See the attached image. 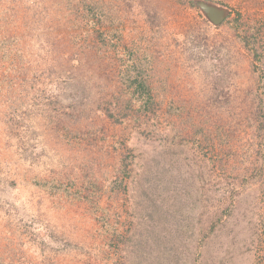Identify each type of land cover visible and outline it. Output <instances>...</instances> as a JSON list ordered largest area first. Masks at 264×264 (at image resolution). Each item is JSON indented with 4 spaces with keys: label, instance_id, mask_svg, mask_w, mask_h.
<instances>
[{
    "label": "rangeland",
    "instance_id": "rangeland-1",
    "mask_svg": "<svg viewBox=\"0 0 264 264\" xmlns=\"http://www.w3.org/2000/svg\"><path fill=\"white\" fill-rule=\"evenodd\" d=\"M207 1L229 10L217 27L192 0H0V264H264V0ZM128 52L159 104L148 123L111 112ZM154 152L178 165L176 221L135 248Z\"/></svg>",
    "mask_w": 264,
    "mask_h": 264
},
{
    "label": "trees",
    "instance_id": "trees-1",
    "mask_svg": "<svg viewBox=\"0 0 264 264\" xmlns=\"http://www.w3.org/2000/svg\"><path fill=\"white\" fill-rule=\"evenodd\" d=\"M90 26L93 28V32H91L92 37L95 38V41H99L102 44L105 43V38L109 35V30L107 28L101 27V25H97L94 23H90ZM241 33V32H240ZM4 41L8 39H3ZM240 40L244 43L245 47L248 49V51L253 55L254 58L257 60L260 58L259 53H257L256 49L252 47V43L249 42V37L246 35H243V37L240 38ZM249 43V44H248ZM127 59L130 63H128L130 66H126L125 70L126 72L123 74L125 76V79L127 81L126 89L125 91H122L121 96L119 97L117 101L116 107L111 111L119 114V117L116 118V122L120 123L125 120H131L134 124L138 125L143 122L148 123V119L151 116L157 117L156 109L159 107V104L155 103L153 97H152V91L150 85L146 82V79L143 78V74H141L139 71H136L135 68H140V65L138 66L136 63L137 61H140V59H136L134 56L136 54L127 53ZM69 60L73 61L72 56L69 58ZM132 63V64H131ZM134 74H133V73ZM71 74V73H69ZM89 85V83H87ZM89 89H82V91H91L92 88L89 85ZM77 89L79 87L76 86ZM86 101L85 98L79 100L78 104L83 105ZM122 101V102H119ZM109 112V110H106ZM110 114V113H109ZM111 115V114H110ZM147 121V122H146ZM253 127V124H250ZM119 145H114V149H116ZM162 152H154L153 154H148L145 156L144 163H139V171H138V177L136 180H134L132 191L138 196L145 195L146 197H143L141 200V204L144 206L141 209V215L140 217L143 219V223H138L135 225L132 229V231H129L128 233L130 236H128L127 242L132 243V245L135 248H138L141 244H145L148 241L153 242L157 236V239L154 242V245H158L160 242L159 235L157 234L160 227L166 228L168 224L171 222L172 215L174 221H176V218L174 216V211L171 210V205H169V201L165 199L164 197L168 196V194H171L172 187L176 184L175 177L171 175V168L178 167L175 160L170 159L168 165H162V160L159 161V156H162L160 154ZM164 154V153H163ZM128 156L122 157L120 160V166L122 168V171H125L126 168L129 167V161L132 160ZM163 167L161 171H159V168ZM166 169V170H164ZM171 175V176H170ZM165 181V183H164ZM198 185V182L194 180L192 185H195L193 187V193L195 195H198L200 191L203 189V184ZM118 182H117V185ZM197 186V187H196ZM196 187V189H195ZM175 191V190H174ZM190 194V193H188ZM152 195L153 199L150 197ZM194 198V204L190 205V207H193L196 203V199ZM137 197V198H138ZM201 199V197H199ZM206 201V200H205ZM179 203H174V205H178ZM206 205V204H205ZM138 203L135 206L134 202V211L137 209ZM171 207V208H170ZM146 209L145 216L142 214V211ZM176 213V212H175ZM193 217V216H190ZM169 220V221H168ZM195 219H193L194 221ZM192 222V221H191ZM187 224V223H186ZM167 225V226H165ZM215 224H211V226L208 227L207 235H210V233L213 232L215 228ZM183 236L188 235L187 237H190L191 230L187 229L183 231ZM163 247L161 246V249ZM154 249L151 248V251ZM159 251V250H158ZM137 253L132 254L131 256L125 255V264H139L136 262ZM138 261V260H137ZM9 264H14L13 262H10Z\"/></svg>",
    "mask_w": 264,
    "mask_h": 264
},
{
    "label": "water",
    "instance_id": "water-1",
    "mask_svg": "<svg viewBox=\"0 0 264 264\" xmlns=\"http://www.w3.org/2000/svg\"><path fill=\"white\" fill-rule=\"evenodd\" d=\"M193 6L212 26H219L228 16L229 10L207 0H192Z\"/></svg>",
    "mask_w": 264,
    "mask_h": 264
}]
</instances>
